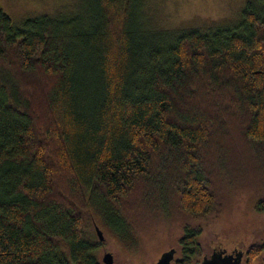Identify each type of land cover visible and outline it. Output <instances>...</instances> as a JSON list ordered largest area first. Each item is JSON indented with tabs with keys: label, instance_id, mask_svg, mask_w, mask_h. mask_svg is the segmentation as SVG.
I'll return each instance as SVG.
<instances>
[{
	"label": "trees",
	"instance_id": "1",
	"mask_svg": "<svg viewBox=\"0 0 264 264\" xmlns=\"http://www.w3.org/2000/svg\"><path fill=\"white\" fill-rule=\"evenodd\" d=\"M97 3L91 55L61 14L15 27L0 10V264H103L95 226L132 245L168 216L181 230L171 264H200L236 171L258 183L261 238L239 248L241 264H255L264 0L204 34L145 30L139 0Z\"/></svg>",
	"mask_w": 264,
	"mask_h": 264
},
{
	"label": "rangeland",
	"instance_id": "2",
	"mask_svg": "<svg viewBox=\"0 0 264 264\" xmlns=\"http://www.w3.org/2000/svg\"><path fill=\"white\" fill-rule=\"evenodd\" d=\"M247 1L249 0H139L135 14L137 22L145 30L151 28L154 31L177 33L196 31L204 34L215 27L235 24ZM0 10L15 27L20 26L27 18L61 14V18H64V30L73 35L79 34L81 39H85L78 43L77 47L83 48L79 51L85 55L95 52L92 38L98 28L97 0H0ZM236 172L232 175L228 173L224 178L225 202L220 223L216 226L209 224L201 240L208 255L221 250L227 254L234 250L243 253L239 248L248 243L251 236L261 238L260 217L252 210L253 201L258 196L256 177L250 172ZM2 187L0 179V199ZM163 225L162 232L152 240L138 238L132 245H126L111 234L103 233L104 245L98 254L99 259L102 261L103 255L110 253L113 264H154L181 235L178 226L170 227L173 224L169 216L164 218ZM217 248L220 250H216ZM255 264H264V253Z\"/></svg>",
	"mask_w": 264,
	"mask_h": 264
},
{
	"label": "water",
	"instance_id": "3",
	"mask_svg": "<svg viewBox=\"0 0 264 264\" xmlns=\"http://www.w3.org/2000/svg\"><path fill=\"white\" fill-rule=\"evenodd\" d=\"M96 234L100 241H103V234L95 226ZM175 249L170 248L163 252L154 264H171L174 259ZM242 252L234 250L232 253L227 254L225 251H213L210 255H206L202 258L200 264H241ZM104 264H113V256L110 253H106L102 257Z\"/></svg>",
	"mask_w": 264,
	"mask_h": 264
}]
</instances>
